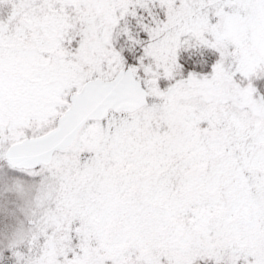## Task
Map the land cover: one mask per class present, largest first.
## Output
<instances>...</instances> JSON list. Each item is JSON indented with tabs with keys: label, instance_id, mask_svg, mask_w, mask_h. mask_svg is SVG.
<instances>
[{
	"label": "snow or ice",
	"instance_id": "snow-or-ice-1",
	"mask_svg": "<svg viewBox=\"0 0 264 264\" xmlns=\"http://www.w3.org/2000/svg\"><path fill=\"white\" fill-rule=\"evenodd\" d=\"M0 264H264V0H0Z\"/></svg>",
	"mask_w": 264,
	"mask_h": 264
}]
</instances>
